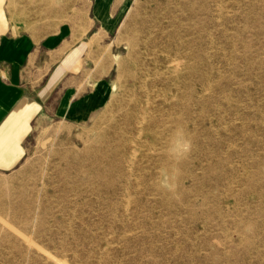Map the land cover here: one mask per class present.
<instances>
[{
	"label": "rangeland",
	"instance_id": "1",
	"mask_svg": "<svg viewBox=\"0 0 264 264\" xmlns=\"http://www.w3.org/2000/svg\"><path fill=\"white\" fill-rule=\"evenodd\" d=\"M103 9L110 102L87 124L33 133L23 163L0 172V264H264V0ZM148 28L160 65L155 124L139 136L125 122L142 92L129 54ZM97 153L114 164H91Z\"/></svg>",
	"mask_w": 264,
	"mask_h": 264
},
{
	"label": "crops",
	"instance_id": "2",
	"mask_svg": "<svg viewBox=\"0 0 264 264\" xmlns=\"http://www.w3.org/2000/svg\"><path fill=\"white\" fill-rule=\"evenodd\" d=\"M104 7L80 0L74 22L73 0H0V172L23 163L33 133L87 124L108 106L114 16L106 22Z\"/></svg>",
	"mask_w": 264,
	"mask_h": 264
},
{
	"label": "bare ground",
	"instance_id": "3",
	"mask_svg": "<svg viewBox=\"0 0 264 264\" xmlns=\"http://www.w3.org/2000/svg\"><path fill=\"white\" fill-rule=\"evenodd\" d=\"M150 19V18H149ZM148 20V19H147ZM149 21V20H148ZM154 21V20H153ZM155 22H153L152 28L154 26ZM152 28L151 29H146V35L145 37L140 40L139 38H136L135 41L130 45V54L129 56L134 58L135 56H137L136 58L138 59V61L140 62V71L142 76L140 77H136L135 81L136 83H138L141 87L142 92L141 93H135L133 95L132 101L130 102V109L129 112L126 114V125L127 128L130 130L135 131V134L137 135H142L144 132L147 133L146 131L149 132L150 128L152 126H154L155 121H153L152 118L148 117V114H150L149 112V104L150 99L148 96V92L150 90V86L152 80L150 81V77L152 76V72H151V67H158L159 64V57L157 55V48H156V42L153 36V32H152ZM135 47L142 49V53L140 55H138L135 52ZM136 59V60H137ZM164 62L163 63V68L167 71L171 70L170 67V63L168 62L167 59H163ZM97 63V62H96ZM122 67V66H121ZM120 67V68H121ZM161 67V66H160ZM159 67V68H160ZM122 69V68H121ZM154 70V69H153ZM156 70V69H155ZM160 71V70H159ZM158 71V72H159ZM157 72V71H156ZM166 73V71H164ZM165 75V74H164ZM153 76H158V73H155ZM156 81V80H155ZM158 81V80H157ZM159 82V81H158ZM156 83V82H155ZM153 84V83H152ZM157 84V83H156ZM158 85V84H157ZM156 85V86H157ZM155 86V85H154ZM153 86V87H154ZM152 87V86H151ZM153 90V88H151ZM155 90V89H154ZM147 91V93H146ZM158 91V90H157ZM156 92V91H155ZM153 93V92H152ZM151 95V93H150ZM155 95V94H154ZM153 97V96H152ZM154 98V97H153ZM146 101V102H145ZM152 107V106H151ZM157 111V109H156ZM152 112V111H151ZM124 120V119H123ZM157 121V120H156ZM124 124V123H123ZM145 125H147V127H145ZM120 129V128H119ZM126 130V129H125ZM127 131V130H126ZM128 132V131H127ZM129 133V132H128ZM133 133V132H132ZM132 137V136H130ZM118 138V137H117ZM125 138V137H123ZM137 138V137H136ZM133 139V138H131ZM129 140V139H128ZM137 140V139H135ZM131 141V140H130ZM140 141V139H139ZM112 142V141H111ZM132 142V141H131ZM130 142V143H131ZM129 143V142H128ZM127 145V143H126ZM121 146V145H120ZM135 146V143H134ZM125 150V148H123ZM132 149V148H131ZM130 149V151H131ZM120 150V149H119ZM122 150V149H121ZM136 150V149H135ZM120 152V151H119ZM124 153V152H122ZM130 153V152H128ZM138 153V152H137ZM126 154V153H125ZM131 154V153H130ZM126 156V155H125ZM95 157V158H94ZM94 160H91L90 163L93 165H97L100 162H107L108 164H114V160L112 159V157L109 155H106L105 153H97V155H94ZM124 159V158H123ZM132 176V175H131ZM38 244V243H37ZM57 258V257H56ZM61 262V261H60ZM63 262V261H62Z\"/></svg>",
	"mask_w": 264,
	"mask_h": 264
}]
</instances>
